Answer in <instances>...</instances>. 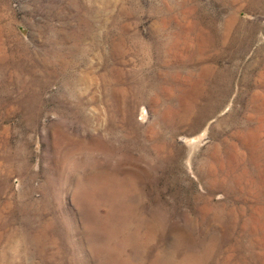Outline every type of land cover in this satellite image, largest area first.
<instances>
[{
    "label": "rangeland",
    "instance_id": "rangeland-1",
    "mask_svg": "<svg viewBox=\"0 0 264 264\" xmlns=\"http://www.w3.org/2000/svg\"><path fill=\"white\" fill-rule=\"evenodd\" d=\"M0 264H264V0H0Z\"/></svg>",
    "mask_w": 264,
    "mask_h": 264
}]
</instances>
